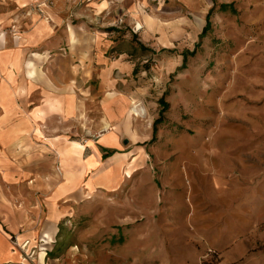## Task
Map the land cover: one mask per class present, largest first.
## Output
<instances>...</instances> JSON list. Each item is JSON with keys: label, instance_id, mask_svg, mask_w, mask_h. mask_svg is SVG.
Listing matches in <instances>:
<instances>
[{"label": "crops", "instance_id": "1", "mask_svg": "<svg viewBox=\"0 0 264 264\" xmlns=\"http://www.w3.org/2000/svg\"><path fill=\"white\" fill-rule=\"evenodd\" d=\"M47 1L17 0L22 9L38 5L43 12L38 44L28 39L21 55L13 49L0 57V264H25L23 256L33 257L34 245L37 264H47L58 226L71 209L68 202L95 187L114 191L125 181L121 172L128 164L148 165V155H141L160 111L159 98L142 95L148 93L144 82L133 80L132 90L126 77L140 55L125 44L138 23L143 29L142 7L152 0H53L51 6ZM252 4L245 37L219 35L221 49L229 45V53L221 54L228 64L220 62L229 77L207 82L212 90L200 87L195 105L183 93L182 125L189 128L185 118L197 114L196 137L184 138L175 172L163 168L164 176L176 177L169 197L175 200L169 203L172 219L177 224L180 218L195 257L211 248L216 264H264V0ZM29 44L39 50L30 57ZM95 71L101 77L100 115L79 129V114L92 95L78 91L90 86ZM115 71L126 77L123 87L103 80ZM72 142L83 146L79 155L67 152ZM109 151L115 153L108 156ZM130 242L136 245V239Z\"/></svg>", "mask_w": 264, "mask_h": 264}, {"label": "rangeland", "instance_id": "2", "mask_svg": "<svg viewBox=\"0 0 264 264\" xmlns=\"http://www.w3.org/2000/svg\"><path fill=\"white\" fill-rule=\"evenodd\" d=\"M252 1L215 0L210 18L212 26L203 38H199V34L206 23L207 13L214 5L212 0H152L149 6L142 7L140 18L143 29L139 30L138 27L137 31L132 30L136 39L129 37L125 48L131 51L135 48L136 54L138 51L143 54L135 60L136 71L126 77L131 81L132 90L135 82L136 85L144 82L148 93L142 95L152 100L159 98V113H163L155 140L151 142V137L147 140L145 153L141 155V158L148 155L145 157L148 165L141 168L138 163V168L129 179L121 172L125 181L114 191L95 187L88 195L89 198L84 190L80 199L68 202L71 209L58 226L55 241L47 253V264H216L210 258L214 254L211 248H206L203 258L195 257V248L186 231L181 229L180 218L177 224L174 220L176 217L172 219L173 208L169 203L175 200L169 197L175 194L172 179L176 177H173L174 174L164 176L163 168L166 165L167 171L175 172L181 163L179 156L181 144L186 142L184 138L193 142L196 137L197 114L190 113L189 118H185L190 124L189 128L182 125L183 93L189 95L195 105L200 87L202 91L212 90L213 87H206L207 82L223 76L229 77L227 71H220V62L228 64V61L221 58V54L229 53V45L222 44L221 49L219 35L237 33L239 37H245L248 34L252 23L248 16V12L253 10ZM231 2L235 13L229 9L220 10L221 3ZM52 3L53 0H49L46 4L51 6ZM39 9L38 5L22 9L17 0H0V18L3 19L0 21V57H5L13 49H17L21 55V48L27 44L28 39L38 44L35 33L39 30L40 22L37 24V21L43 15ZM65 15L67 13L63 12L62 17ZM147 20L150 24L144 25ZM47 23V28H53V23ZM64 25L61 24L58 30H62ZM116 25L121 26L122 23L118 21ZM243 41L238 39L239 43ZM141 43L147 50L141 47ZM36 45L29 44V57L39 52ZM183 52H186L185 60ZM120 74L118 71L108 72L103 80L109 82L115 79L123 87L127 79ZM99 75L100 72L95 71L88 82L90 86L78 91L82 97L92 95L79 114L82 120L79 129L85 128V123H90L100 115L97 98V85L101 82ZM166 104H170V109ZM58 165L54 163L51 167L57 170ZM49 167L47 164L46 169L50 171L52 168ZM46 183L51 188L48 179ZM135 239L134 246L130 241ZM33 250V257L29 255L24 260L25 264H37L38 245H34ZM55 257L57 262L53 261Z\"/></svg>", "mask_w": 264, "mask_h": 264}, {"label": "trees", "instance_id": "3", "mask_svg": "<svg viewBox=\"0 0 264 264\" xmlns=\"http://www.w3.org/2000/svg\"><path fill=\"white\" fill-rule=\"evenodd\" d=\"M212 2H213V6L210 8V10H209V12L207 13V15H206V23H205V25H204V27L202 28V30H201V32H200V34H199V38H203L206 34H207V32L211 29V26H212V24H211V20H210V18H211V15H212V13H213V10H214V7H215V0H212ZM219 8H222V9H220L221 11L222 10H225V9H229L232 13H235V9H234V7H233V3H231V4H220L219 5ZM123 33H125L126 32V30H124V31H122ZM132 38L133 39H136V34H134V35H132ZM141 45V47L142 48H144L145 50H147V48H145V46L141 43L140 44ZM196 46H198V43L196 44ZM132 51H133V53H134V51H135V48H132ZM144 53H146V52H144ZM189 53V52H188ZM193 53V51L192 52H190V54H192ZM135 54H136V51H135ZM143 53H140V51H138V55H142ZM185 55H186V52H183V59L185 60ZM183 66H184V64H183ZM136 71V68H134V70H133V73ZM163 120V113H159V116H158V118L156 119V120H154V122H153V124H152V137H151V142L153 141V140H155V138H156V133H157V126L161 123V121ZM114 153V151H109L108 153H107V155L108 156H110V155H112ZM105 158H106V156H105ZM48 255V254H47Z\"/></svg>", "mask_w": 264, "mask_h": 264}, {"label": "bare ground", "instance_id": "4", "mask_svg": "<svg viewBox=\"0 0 264 264\" xmlns=\"http://www.w3.org/2000/svg\"><path fill=\"white\" fill-rule=\"evenodd\" d=\"M140 23H138V27H140ZM30 75L32 76H34L35 75V72H33V71H31L30 72ZM137 105H134V107H133V109H132V114L134 115V116H137L138 115V111H137V107H136ZM141 111H143V110H140V112ZM103 131H105V132H107L108 130H106V128H104V130ZM82 148H83V146L81 145V144H79V143H75V142H72L71 144H70V147H69V150L67 149V152L69 153H71V154H75V155H79L80 154V151L82 150ZM134 162V161H133ZM133 164V163H132ZM132 164H128L127 165V167H126V170H122V172L124 173V177L126 178V179H129V178H131V176L134 174V172H135V166H133ZM65 178L68 180L69 178H68V174L67 173H65ZM88 195H90V193L89 194H86V196H87V198H89V196Z\"/></svg>", "mask_w": 264, "mask_h": 264}, {"label": "built area", "instance_id": "5", "mask_svg": "<svg viewBox=\"0 0 264 264\" xmlns=\"http://www.w3.org/2000/svg\"><path fill=\"white\" fill-rule=\"evenodd\" d=\"M119 23L121 24V23H123V20L122 19H120L119 20ZM103 133V132H102ZM57 173H59V169L57 168ZM15 240V239H14ZM14 245H15V248H14V250H17L18 251V246H17V244H16V240L14 241ZM25 254V253H24ZM31 257V256H30ZM27 259V257L26 256H23V260H26Z\"/></svg>", "mask_w": 264, "mask_h": 264}]
</instances>
